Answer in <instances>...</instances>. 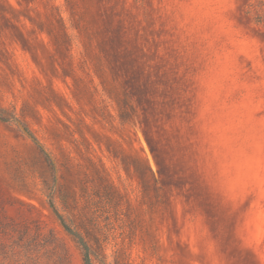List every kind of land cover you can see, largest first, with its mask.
Listing matches in <instances>:
<instances>
[{
  "label": "rangeland",
  "instance_id": "374dc122",
  "mask_svg": "<svg viewBox=\"0 0 264 264\" xmlns=\"http://www.w3.org/2000/svg\"><path fill=\"white\" fill-rule=\"evenodd\" d=\"M0 114V264H264V0H0Z\"/></svg>",
  "mask_w": 264,
  "mask_h": 264
},
{
  "label": "trees",
  "instance_id": "16d2710c",
  "mask_svg": "<svg viewBox=\"0 0 264 264\" xmlns=\"http://www.w3.org/2000/svg\"><path fill=\"white\" fill-rule=\"evenodd\" d=\"M0 120L1 121H5V122L7 121V119L5 117H3L1 114H0ZM25 131L29 134L30 137H32L34 139L35 143L38 145V147L41 150V152L43 153V155L46 157V159L49 160V156L44 152L43 148L39 145V142L37 141L36 137L32 134V132L28 128H25ZM55 212L59 216L63 227L69 233H71L72 235H74V237L77 239L78 243L84 249V251H85V264H91V260H90V256H89V247H88L87 243L85 242V240L79 234L73 232V230H71V228L68 226V224L62 218V216H60L56 210H55Z\"/></svg>",
  "mask_w": 264,
  "mask_h": 264
}]
</instances>
